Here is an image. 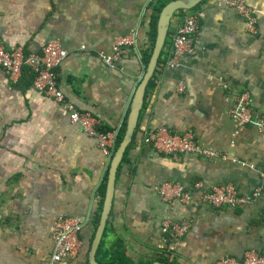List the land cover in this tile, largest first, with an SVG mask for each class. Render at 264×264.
I'll return each instance as SVG.
<instances>
[{"label": "crops", "instance_id": "obj_1", "mask_svg": "<svg viewBox=\"0 0 264 264\" xmlns=\"http://www.w3.org/2000/svg\"><path fill=\"white\" fill-rule=\"evenodd\" d=\"M155 1L0 0V39L26 53L58 41L67 53L57 68L66 100L97 116L109 131L126 120L145 73L142 56L151 44ZM245 2L257 13L255 35L246 32L232 9L205 0L194 9L200 19L194 56L177 70L156 66L116 173L105 249L119 239L125 256L143 264H215L246 250H264V192L244 208H210L166 204L156 191L165 181L180 182L193 193L200 184L197 196L228 184L247 196L262 186L264 136L252 127L238 130L227 115L234 95L244 91L264 112V0ZM185 14L175 13L170 30L178 28ZM134 30L141 55L131 49L107 66L102 57L111 53L114 39ZM162 52L166 60L168 45ZM33 80L24 70L13 83L0 69V264H48L52 225L59 216L83 225L80 251L60 264H87L109 159L93 138L69 122L67 112L33 90ZM162 126L177 133L192 130L201 145L228 161L158 153L143 140L146 132ZM165 217L189 218V233L179 241L164 239L159 225Z\"/></svg>", "mask_w": 264, "mask_h": 264}, {"label": "built area", "instance_id": "obj_2", "mask_svg": "<svg viewBox=\"0 0 264 264\" xmlns=\"http://www.w3.org/2000/svg\"><path fill=\"white\" fill-rule=\"evenodd\" d=\"M218 6L232 9L245 25V30L250 35L257 33V13L245 0H216ZM184 10L186 14L182 23L175 30L168 33L167 43L168 56L163 67L177 70L183 65V61L195 54V40L199 33L200 19L197 12ZM140 36L138 30L126 35L119 36L112 43L111 53L102 57L107 66L111 67L124 58L131 49L139 51ZM66 51L58 41H47L42 44L40 51L26 53L22 47L8 48L0 39V69L5 72L9 80L17 83L24 70H29L33 76L32 88L45 99L57 103L68 114L71 124L80 126L82 131L93 138L96 147L108 159L111 158L121 131L122 124L116 128L105 131L102 129L101 120L90 112L79 111L71 102L67 101L57 80V68L64 62ZM226 88V86H224ZM178 92L183 91L181 84L177 87ZM227 101V100H226ZM227 115L233 121L238 130L252 127L264 136V112L256 109L252 95L248 91L234 95L229 103ZM144 143L150 145L158 153L167 155L191 154L207 159L220 157L223 161L228 158L210 148H206L195 138L190 129L177 133L174 130L162 126L157 130L146 132ZM234 164L246 167V164L232 160ZM262 186L251 195L239 194L232 184L211 187L207 191H201L200 184H195L194 192L175 181H165L157 186V195L166 204L178 202L189 206L192 204L207 205L210 208H244L256 203L264 192V172L260 174ZM82 223L73 217L59 216L52 225L51 238L53 242L52 253L48 264H60L73 259L82 247L79 234ZM191 228L189 218L174 220L165 217L160 221L159 230L164 239L179 241L189 233ZM215 264H264V250H246L239 257L226 256Z\"/></svg>", "mask_w": 264, "mask_h": 264}, {"label": "water", "instance_id": "obj_3", "mask_svg": "<svg viewBox=\"0 0 264 264\" xmlns=\"http://www.w3.org/2000/svg\"><path fill=\"white\" fill-rule=\"evenodd\" d=\"M205 0H171L161 10L157 22L156 38L154 47L147 66L145 67V73L141 82L135 88L130 103L129 111L125 120V130L123 136L116 146L111 158L109 159L107 177L105 183L104 197L102 200L101 211L99 215V221L96 226L92 241L90 243L87 264H98L95 254L97 248L102 239L106 220L112 205L116 173L121 163L123 154L126 147L131 141L133 132L136 128L138 117L141 109L143 108V102L145 97L146 86L149 80L152 78L157 62L160 59L161 53L166 45L170 24L173 16L180 10H191L196 8L199 4ZM147 264H169L167 262H152Z\"/></svg>", "mask_w": 264, "mask_h": 264}, {"label": "trees", "instance_id": "obj_4", "mask_svg": "<svg viewBox=\"0 0 264 264\" xmlns=\"http://www.w3.org/2000/svg\"><path fill=\"white\" fill-rule=\"evenodd\" d=\"M169 1H165V0H158L155 1L154 3H152L151 7H152V15L150 18V31H149V38L151 41V44L149 46V48H147L146 50H144L143 52V62L144 65L147 66L153 47H154V43H155V38H156V28H157V22H158V18H159V14L162 10V8L168 3ZM203 3V2H202ZM201 3V4H202ZM183 10H180V12ZM167 43V42H166ZM163 52L161 53L160 59L157 62V66L158 65H162L165 62V58H163ZM152 83V78L149 80L146 88L150 87ZM147 90V89H146ZM145 98V97H144ZM144 105V102H143ZM136 129V128H135ZM125 130V121L122 124L121 127V131L117 140V145L120 142L123 133ZM116 145V146H117ZM105 181L99 186V196H100V207H101V203L104 197V191H105ZM100 207L99 210L97 211V214L95 216V223L93 224L94 229L92 232V237L94 235L95 232V228L98 224V219H99V213H100ZM106 233V229H104L103 234H102V239L100 241V244L97 248L95 257L97 260L98 264H143V262L140 263H134L133 261H131L128 257L125 256L124 251L119 243V239L116 240V242L112 245L111 248L105 249L104 248V240L103 237L105 236ZM162 262H167V260H162Z\"/></svg>", "mask_w": 264, "mask_h": 264}]
</instances>
